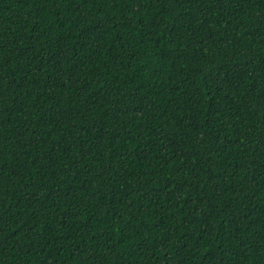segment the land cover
<instances>
[{
	"label": "trees",
	"instance_id": "1",
	"mask_svg": "<svg viewBox=\"0 0 264 264\" xmlns=\"http://www.w3.org/2000/svg\"><path fill=\"white\" fill-rule=\"evenodd\" d=\"M0 264H264V0H0Z\"/></svg>",
	"mask_w": 264,
	"mask_h": 264
}]
</instances>
